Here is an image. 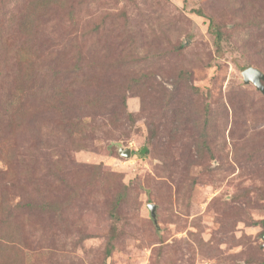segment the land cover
Wrapping results in <instances>:
<instances>
[{"label":"rangeland","instance_id":"374dc122","mask_svg":"<svg viewBox=\"0 0 264 264\" xmlns=\"http://www.w3.org/2000/svg\"><path fill=\"white\" fill-rule=\"evenodd\" d=\"M248 68L264 0H0V264H264Z\"/></svg>","mask_w":264,"mask_h":264},{"label":"water","instance_id":"95a60500","mask_svg":"<svg viewBox=\"0 0 264 264\" xmlns=\"http://www.w3.org/2000/svg\"><path fill=\"white\" fill-rule=\"evenodd\" d=\"M245 84H253L260 92L264 94V74L256 68H248L242 73ZM120 154L126 158L132 156V150L121 148ZM152 218L155 219L154 206H150Z\"/></svg>","mask_w":264,"mask_h":264},{"label":"trees","instance_id":"16d2710c","mask_svg":"<svg viewBox=\"0 0 264 264\" xmlns=\"http://www.w3.org/2000/svg\"><path fill=\"white\" fill-rule=\"evenodd\" d=\"M214 33H215V37H216L215 39H216V41H219V40L222 39L223 33L221 31H219L217 29V30L214 31ZM148 152H149L148 148L147 147H144L139 152H132V155L133 156L134 155H138L140 157H145L148 154Z\"/></svg>","mask_w":264,"mask_h":264}]
</instances>
